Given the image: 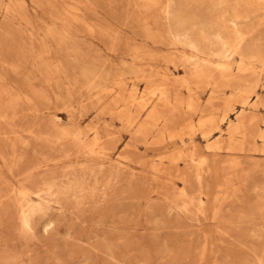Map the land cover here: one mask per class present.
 Here are the masks:
<instances>
[{"label": "rangeland", "instance_id": "rangeland-1", "mask_svg": "<svg viewBox=\"0 0 264 264\" xmlns=\"http://www.w3.org/2000/svg\"><path fill=\"white\" fill-rule=\"evenodd\" d=\"M46 30L64 39L62 48L45 39ZM200 31L209 41L223 33L246 35L242 50L228 49L224 62L233 77L242 79L238 87L220 77L222 60L202 51L219 46L190 39ZM33 41L46 43L55 61L74 65L85 76L122 81L127 94L137 88L140 97L148 79L154 87L171 80L172 94L192 93L210 109L215 131L209 140L197 133L177 144L168 136L155 144L157 132L134 138L122 121L100 116L115 95L98 99L95 91L74 103L72 113L59 108L32 117L21 104L14 127L4 126L19 131L11 142L16 141L22 155L12 172L0 160L8 182L19 186L32 163L50 156L64 161L56 168L62 190L33 198L41 206L32 233L22 232L14 201L0 204V264H264V0H1L2 57L32 62ZM194 62L209 77L189 80V91L181 81L195 71ZM242 117L248 127L247 138L238 137L244 150L211 151L209 145L218 138L228 140ZM55 123L65 128L80 123L81 130L112 124L116 149L101 160L105 170L97 179L84 171L66 178V169L81 168L86 161L71 164L66 156L74 150L43 140ZM32 126L46 136L27 137L25 130ZM1 146L11 157L9 142L1 141ZM181 150H196L208 161L204 209L198 203L187 205L182 197L186 191L197 198L200 186L169 174V157ZM76 178L83 190L67 194Z\"/></svg>", "mask_w": 264, "mask_h": 264}, {"label": "bare ground", "instance_id": "bare-ground-1", "mask_svg": "<svg viewBox=\"0 0 264 264\" xmlns=\"http://www.w3.org/2000/svg\"><path fill=\"white\" fill-rule=\"evenodd\" d=\"M7 10L10 12V8H7ZM143 24L145 28L149 27L145 20ZM236 28L237 24H234L233 30L236 31ZM45 37L46 40L50 39L60 48L64 45V39L53 30H46ZM207 37L208 35L200 31L196 35H192L190 39L199 44L201 41L210 42L211 40L209 41ZM245 38L246 35L245 37L243 35L232 37L223 33L211 41V44L219 46L218 49L212 51L209 49L210 47L205 46L204 50H202L203 52L210 50L212 55L222 60L221 65L218 67L220 77H227L226 80L232 87H238L242 79L233 77V74L229 72V65L224 62L230 57L228 49H232L235 52L242 50ZM9 47L11 48V46ZM31 53L32 62L26 60L12 61L2 57L3 52L0 48V160H2L8 172L13 171L18 161L21 160L20 157L22 155L20 156L17 153L18 145L16 141L11 142L13 140L12 136L16 137L15 134L19 131L15 129L7 131L4 126H12L11 124L18 117L21 104L27 106V110L32 114V117H39L45 111H56L59 108L67 113H72L71 106L93 91L97 92L98 99L115 95L100 112V116L108 114L112 118L122 121L134 138H148L154 132H157L154 137V143L159 145L162 144L166 136L169 137L168 139H170L172 144H177L178 139L183 141L187 135L192 137L197 133H201L208 140L213 137L215 117L210 109L207 107L203 108L192 93L188 97H183L178 93L172 94L171 80L170 82L167 80L162 86L154 87L150 84L151 79H148L146 91L138 97L137 88L127 94V89L122 81H106L99 75L85 76L76 66L67 64L64 61H55L46 43L37 44L33 41ZM193 65L195 66V71L192 74L189 73V77L181 81V84L188 87L189 91H191V81L189 80H201L209 77L205 67L199 66L197 62H194ZM243 70V68L240 69V71ZM19 80L22 83H19ZM103 83H105L106 87H102ZM231 101H227L229 106H233ZM52 104H55V109L50 107ZM61 125L60 123H55L47 136L35 130L33 126L25 131L27 132V137H32L34 140H41L43 135H45L46 137L44 136L43 140L47 143L69 146L70 149L74 150V153L66 156L67 160H72L71 164L86 161V164L81 165V168L71 165L70 169H66V178L79 171L89 173L92 178L98 177L100 172L105 170L102 163L103 159H107L116 149V146L112 147L114 141V136L110 134L113 128L112 124L102 128L100 124L94 123L84 130L79 128L80 123L71 128H65ZM247 129L244 118H239L238 124L232 128L228 140L218 138L208 148L217 152L223 150L234 151V153L235 151H242L244 150L242 147L244 140L240 141L238 137L247 138ZM1 141L9 142L11 157H8L7 153H5V149L1 146ZM23 144L27 143L23 142ZM180 161L185 162L183 169L180 168ZM60 162L64 161L50 156L37 160L27 168L23 177L19 179V186L10 185L5 169L0 163V204L3 205L4 202H10V200L11 203L14 201L17 204V208L20 210L21 230H23V233L33 232L35 217L40 211L41 205L37 204L33 198L42 200L52 195L55 189L62 190V181L56 178V168L60 166ZM169 163L168 169L171 176H178L186 184L193 180L201 188V193L197 198L190 197L186 191L182 192V197L186 199L187 205L194 206L198 203L204 209L205 201L202 195L204 193V182L208 174L207 159L201 157L196 150L189 154H184L183 150H181L174 152L169 157ZM67 168L69 167L67 166ZM6 185L8 190L4 191L2 187L5 188ZM72 185L70 189L65 191L67 194L74 196L83 190L78 178L74 180ZM220 189L223 192L222 186ZM4 210L1 211L4 213ZM1 216L3 215L0 214Z\"/></svg>", "mask_w": 264, "mask_h": 264}]
</instances>
